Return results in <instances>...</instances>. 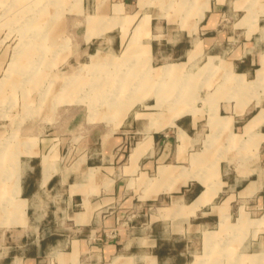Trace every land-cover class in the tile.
<instances>
[{
  "label": "crops",
  "instance_id": "obj_1",
  "mask_svg": "<svg viewBox=\"0 0 264 264\" xmlns=\"http://www.w3.org/2000/svg\"><path fill=\"white\" fill-rule=\"evenodd\" d=\"M101 1L88 40L137 36L149 60L122 69L182 82L184 100L154 105L155 85L69 138L16 134L0 98V264H264V0Z\"/></svg>",
  "mask_w": 264,
  "mask_h": 264
},
{
  "label": "rangeland",
  "instance_id": "obj_2",
  "mask_svg": "<svg viewBox=\"0 0 264 264\" xmlns=\"http://www.w3.org/2000/svg\"><path fill=\"white\" fill-rule=\"evenodd\" d=\"M169 7L174 9L173 4ZM94 9L91 0H0V98L11 110L16 134L27 124L34 134L43 130L51 137L79 138L90 127L115 125L120 113L132 103L138 107L143 99L136 97L152 94L155 85L159 93L154 105L169 109L183 102L182 82L138 83L142 65L130 62L122 69L121 60L134 59L129 52L148 62L147 48L139 47L137 36L123 51L118 31H112L116 40L104 33L88 40ZM123 23L127 26L129 20ZM8 134L3 142H8ZM219 157L217 148L210 146L207 158ZM109 232L115 236L117 229ZM204 260V264H233L227 252L216 250Z\"/></svg>",
  "mask_w": 264,
  "mask_h": 264
},
{
  "label": "bare ground",
  "instance_id": "obj_3",
  "mask_svg": "<svg viewBox=\"0 0 264 264\" xmlns=\"http://www.w3.org/2000/svg\"><path fill=\"white\" fill-rule=\"evenodd\" d=\"M148 60H149V59H148ZM113 94H114V93H113ZM113 97L115 98V96H113ZM110 98H111V97H110ZM133 101H134V100H133ZM3 212H5V213H6V216L8 215V214H7L8 212H6L5 210H4Z\"/></svg>",
  "mask_w": 264,
  "mask_h": 264
},
{
  "label": "built area",
  "instance_id": "obj_4",
  "mask_svg": "<svg viewBox=\"0 0 264 264\" xmlns=\"http://www.w3.org/2000/svg\"><path fill=\"white\" fill-rule=\"evenodd\" d=\"M108 234H111V232H109ZM112 235V234H111Z\"/></svg>",
  "mask_w": 264,
  "mask_h": 264
}]
</instances>
